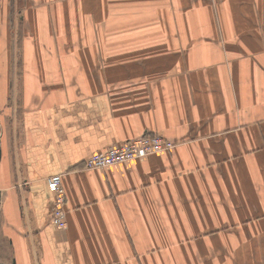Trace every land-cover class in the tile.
Masks as SVG:
<instances>
[{
  "label": "crops",
  "instance_id": "obj_1",
  "mask_svg": "<svg viewBox=\"0 0 264 264\" xmlns=\"http://www.w3.org/2000/svg\"><path fill=\"white\" fill-rule=\"evenodd\" d=\"M0 264H264V0L1 7Z\"/></svg>",
  "mask_w": 264,
  "mask_h": 264
},
{
  "label": "built area",
  "instance_id": "obj_2",
  "mask_svg": "<svg viewBox=\"0 0 264 264\" xmlns=\"http://www.w3.org/2000/svg\"><path fill=\"white\" fill-rule=\"evenodd\" d=\"M174 144L158 134H144L109 146L90 154L84 160V168L104 169L114 164L136 160L154 153L167 152ZM47 190L51 194L49 219L54 227L62 230L66 227L65 195L61 185V174L51 175L46 180Z\"/></svg>",
  "mask_w": 264,
  "mask_h": 264
},
{
  "label": "rangeland",
  "instance_id": "obj_3",
  "mask_svg": "<svg viewBox=\"0 0 264 264\" xmlns=\"http://www.w3.org/2000/svg\"><path fill=\"white\" fill-rule=\"evenodd\" d=\"M8 3H10L11 7L14 6V0H10V2H9V0H0V9H1V7H3L4 5H6Z\"/></svg>",
  "mask_w": 264,
  "mask_h": 264
}]
</instances>
